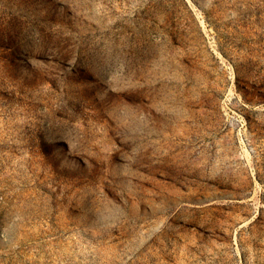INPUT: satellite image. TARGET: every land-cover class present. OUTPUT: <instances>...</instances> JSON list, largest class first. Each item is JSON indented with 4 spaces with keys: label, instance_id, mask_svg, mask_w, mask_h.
<instances>
[{
    "label": "rangeland",
    "instance_id": "1",
    "mask_svg": "<svg viewBox=\"0 0 264 264\" xmlns=\"http://www.w3.org/2000/svg\"><path fill=\"white\" fill-rule=\"evenodd\" d=\"M0 264H264V0H0Z\"/></svg>",
    "mask_w": 264,
    "mask_h": 264
}]
</instances>
